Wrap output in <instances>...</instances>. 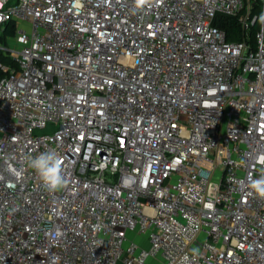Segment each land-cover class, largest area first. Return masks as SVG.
<instances>
[{
  "label": "built area",
  "instance_id": "1",
  "mask_svg": "<svg viewBox=\"0 0 264 264\" xmlns=\"http://www.w3.org/2000/svg\"><path fill=\"white\" fill-rule=\"evenodd\" d=\"M0 52V264H264V0H0Z\"/></svg>",
  "mask_w": 264,
  "mask_h": 264
},
{
  "label": "clouds",
  "instance_id": "2",
  "mask_svg": "<svg viewBox=\"0 0 264 264\" xmlns=\"http://www.w3.org/2000/svg\"><path fill=\"white\" fill-rule=\"evenodd\" d=\"M134 4L137 10H143L150 6V0H134ZM28 166L35 171L43 186L50 192L59 191L67 183L63 175L62 160L54 152L29 157ZM250 189L258 198L264 199V173L251 181Z\"/></svg>",
  "mask_w": 264,
  "mask_h": 264
},
{
  "label": "trees",
  "instance_id": "3",
  "mask_svg": "<svg viewBox=\"0 0 264 264\" xmlns=\"http://www.w3.org/2000/svg\"><path fill=\"white\" fill-rule=\"evenodd\" d=\"M257 8L260 11V7L258 2H255L254 9ZM215 24L225 32L226 40L229 42H240L246 38V34L242 29L240 23L238 22L237 18H229L225 16H219L216 19ZM14 24L10 23L6 25L5 33L1 37L3 42L6 41V37L14 36ZM258 28V24L256 23L251 30L250 33V42L254 45V33ZM0 63L1 64H13L11 58L2 52H0ZM4 75V73L0 70V78Z\"/></svg>",
  "mask_w": 264,
  "mask_h": 264
},
{
  "label": "rangeland",
  "instance_id": "4",
  "mask_svg": "<svg viewBox=\"0 0 264 264\" xmlns=\"http://www.w3.org/2000/svg\"><path fill=\"white\" fill-rule=\"evenodd\" d=\"M254 13H255V14H260V11H259L257 8H255V9H254ZM56 129H57V127L54 126V125H52V126H49V127L46 128V129L42 130L41 133H42V134H49V133H52V132H53L54 130H56ZM211 192H213V188H211ZM134 239H135L138 243H140V244H142L143 246L146 247V244L143 243V242H144V239H143L142 237H136V236H134ZM152 264H159V263H158V261H154V262H152Z\"/></svg>",
  "mask_w": 264,
  "mask_h": 264
}]
</instances>
